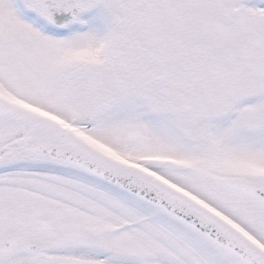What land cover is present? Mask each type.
<instances>
[{"label": "snow or ice", "instance_id": "6c2138e0", "mask_svg": "<svg viewBox=\"0 0 264 264\" xmlns=\"http://www.w3.org/2000/svg\"><path fill=\"white\" fill-rule=\"evenodd\" d=\"M0 264H264V0H0Z\"/></svg>", "mask_w": 264, "mask_h": 264}]
</instances>
